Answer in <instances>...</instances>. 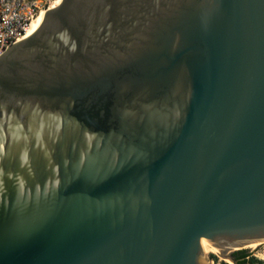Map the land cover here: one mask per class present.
Here are the masks:
<instances>
[{
  "label": "water",
  "instance_id": "95a60500",
  "mask_svg": "<svg viewBox=\"0 0 264 264\" xmlns=\"http://www.w3.org/2000/svg\"><path fill=\"white\" fill-rule=\"evenodd\" d=\"M201 242H264V0H60L0 54V264Z\"/></svg>",
  "mask_w": 264,
  "mask_h": 264
},
{
  "label": "built area",
  "instance_id": "2783aa9c",
  "mask_svg": "<svg viewBox=\"0 0 264 264\" xmlns=\"http://www.w3.org/2000/svg\"><path fill=\"white\" fill-rule=\"evenodd\" d=\"M54 0H0V54L13 44L30 35L33 22L40 13L53 8ZM249 257L258 258L248 252ZM223 263L233 264L232 259H222Z\"/></svg>",
  "mask_w": 264,
  "mask_h": 264
},
{
  "label": "rangeland",
  "instance_id": "374dc122",
  "mask_svg": "<svg viewBox=\"0 0 264 264\" xmlns=\"http://www.w3.org/2000/svg\"><path fill=\"white\" fill-rule=\"evenodd\" d=\"M256 244L257 245L254 246V247H252L250 245H246V246H244V247H242L240 249H245L248 252H250L253 255H255L256 257H258V258H264V242H260V243H256ZM240 249H235L232 252L240 250ZM204 254L209 258L211 264L222 263V259H224V258L218 256L215 252L214 253L213 252H207V253H204ZM225 259H227V257ZM262 262H264V261H262Z\"/></svg>",
  "mask_w": 264,
  "mask_h": 264
},
{
  "label": "trees",
  "instance_id": "16d2710c",
  "mask_svg": "<svg viewBox=\"0 0 264 264\" xmlns=\"http://www.w3.org/2000/svg\"><path fill=\"white\" fill-rule=\"evenodd\" d=\"M248 256V252L245 249H240L234 251L231 254V259L233 260V264H264V262L256 259L255 257H249L248 260L246 257ZM219 264H227V263H219Z\"/></svg>",
  "mask_w": 264,
  "mask_h": 264
},
{
  "label": "bare ground",
  "instance_id": "6f19581e",
  "mask_svg": "<svg viewBox=\"0 0 264 264\" xmlns=\"http://www.w3.org/2000/svg\"><path fill=\"white\" fill-rule=\"evenodd\" d=\"M60 3V0H54V3L52 5V7H55L57 6L58 4ZM42 16H43V12L40 13V15L37 17V19L33 22L32 24V27H31V31H30V34L36 29V27L39 25L41 19H42ZM250 246L254 247L256 246L257 244L256 243H253V244H249ZM201 246H202V249L204 251V253H207V252H215L213 247L211 245H209L208 243L206 242H201ZM235 250V249H233ZM232 250V251H233Z\"/></svg>",
  "mask_w": 264,
  "mask_h": 264
},
{
  "label": "flooded vegetation",
  "instance_id": "af4514ba",
  "mask_svg": "<svg viewBox=\"0 0 264 264\" xmlns=\"http://www.w3.org/2000/svg\"><path fill=\"white\" fill-rule=\"evenodd\" d=\"M248 252V251H247ZM233 252H231V254H232ZM233 261V260H232Z\"/></svg>",
  "mask_w": 264,
  "mask_h": 264
}]
</instances>
